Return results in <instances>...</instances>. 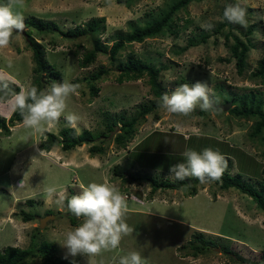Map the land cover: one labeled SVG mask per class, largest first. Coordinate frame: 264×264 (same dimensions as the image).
<instances>
[{"label": "rangeland", "instance_id": "obj_1", "mask_svg": "<svg viewBox=\"0 0 264 264\" xmlns=\"http://www.w3.org/2000/svg\"><path fill=\"white\" fill-rule=\"evenodd\" d=\"M172 1L132 0L120 4L116 0H25L24 6L14 11L25 19L33 16L53 20L63 30L77 24L82 26L92 16L104 17L105 29L99 30L95 37L110 47L117 33L130 31L131 24L143 25L160 16ZM236 2L192 1L174 15L177 34L165 30L141 42L126 43L113 61L109 53L98 52L95 60L83 68L80 60L92 49L93 35L68 39L57 32L42 33L25 27L19 40L0 48V80L30 89L35 75L32 51L26 42L25 33H28L43 44L46 58L61 72L60 78L51 77L49 81H45L43 73V90L65 79L80 84L79 94L68 101L67 109L80 117L78 133L83 129L94 134L102 131L104 113L112 117L124 113L130 117L142 104L158 99L146 74L136 80L118 82L119 65L130 53L162 68L158 81L168 95L183 83L191 85L200 81L209 84L220 104H224L225 98L250 93L263 100L264 82L252 73L264 57V0H238L247 10L246 28L227 22L218 33L214 31L224 20V6ZM208 25L212 27L209 29ZM251 25L255 27L246 35ZM227 33L243 40L248 38L252 44L242 74L236 72L230 52L234 40L230 35L226 37ZM202 34L208 35L205 42L183 48L190 38L200 39ZM100 68L108 72L93 82L98 92L97 96H91L88 78ZM230 108L190 117L155 109L137 127L125 148L116 145L111 133L107 138L71 150L64 151L59 146L49 152L40 150L45 131L58 133L68 127L63 117L50 127L46 125L42 132L27 128L22 122L10 127L9 132L0 129V251L6 246L27 247L36 233L40 239L56 245L58 256L77 259L83 264H119L120 257L132 251L139 252L146 264H243L235 256L222 252V247L236 251L243 258L258 260L264 252V211L237 188L221 189L219 183L211 182L199 183L195 195L173 189L158 190L151 195L149 183H126L112 172L113 166L120 164L131 166L134 171L170 178V167L183 162L186 150L200 152L211 148L225 157L230 174H241L244 181L256 186L264 184V140L260 136L252 137L255 119L236 117L229 112ZM11 112L7 103H0L1 118L8 119ZM93 144L103 146L104 151L91 155L89 147ZM92 182L108 183L120 189L129 209L126 222L134 231L115 250L91 257L71 256L60 243L81 220L71 225L66 207L61 209L55 198L47 199L45 189L49 186L67 189L71 196L79 194V185ZM29 199L33 200L32 205L27 203ZM21 211L39 217L22 222ZM47 211L54 218L39 228ZM196 232L215 240L216 246L193 255L191 244ZM194 243L198 244L195 240Z\"/></svg>", "mask_w": 264, "mask_h": 264}, {"label": "trees", "instance_id": "obj_2", "mask_svg": "<svg viewBox=\"0 0 264 264\" xmlns=\"http://www.w3.org/2000/svg\"><path fill=\"white\" fill-rule=\"evenodd\" d=\"M132 0H116L120 4H128ZM192 1L195 0H173L168 9L160 16L152 18L146 21L143 25L131 24L130 31L117 33L114 41L110 47L102 44L98 37H95L99 30H104V17L95 18L92 16L82 26L77 24L74 28H67L63 30L61 26L53 20H44L43 18L29 17L24 18V22L27 27L33 28L42 33H54L62 35L64 38L73 39L86 34L93 35L94 43L91 50H87L84 53L83 58L80 60V67H87L88 64L95 60L98 52L109 53V58L113 61L119 50H121L126 43L141 42L145 38L154 37L162 34L165 30H170L172 34H177V27H175L174 15L183 8H186ZM7 0H0V3H6ZM227 5L224 6V9ZM82 13V12H81ZM224 18V17H223ZM227 21L224 19L214 31L218 33L222 26ZM254 25L249 26L246 35L251 33L254 29ZM26 34V42L28 47L32 51V60L34 66L32 72L35 75L31 87L42 89L41 77L43 73L46 75V80L49 81L51 77L60 78L61 72L59 68L48 61L46 58V52L43 44L37 42L34 38ZM231 36L234 40L230 45L231 56L235 59L236 72L242 74L245 64L247 53L252 44L247 38L245 40L240 39L238 36L227 33L226 37ZM208 39L207 34H202L200 39L190 38L188 43L183 48L188 46H195L199 43H203ZM164 68V67H163ZM162 68L153 64L147 63L141 58L135 56L133 53L128 54L125 62L119 65V75L117 77L118 82L123 80H136L141 78L144 74L148 75V83L152 88L154 96L158 97L157 100H152L149 104H142L141 108L135 115L127 117L124 113L115 114V116H109L108 113H104V129L99 133L94 134L88 129H83L81 132H77L76 129L70 126L64 127L59 130L58 133L45 131V137L39 143V149L49 152L53 147L59 146L62 150H71L77 146H81L84 143H93L100 138H107L111 133H114L113 138L118 147L125 148L128 142H130L137 130V127L145 121L146 116L153 110L159 109V105L163 94H167L163 85L158 81L159 73ZM108 69L100 68L97 72L89 76L90 95L97 96L98 88L94 86L93 82L99 80L101 75L107 74ZM252 76L261 78L264 82V57L260 60L258 68L252 73ZM0 82H4L1 81ZM10 87L14 91L19 92L20 86L9 82ZM30 87V88H31ZM230 101L231 105L229 112L233 113L236 117L253 118L255 119L253 130L251 132L252 137H258L264 140V99L259 100L254 93L250 95H240L238 98L231 97L225 98L224 103ZM204 112H201L197 108L194 115L202 116ZM157 119V117L155 116ZM154 119V120H156ZM22 122V117L18 112H11L8 119L0 117V129L5 132H9L10 127L16 123ZM116 127L118 130L116 131ZM200 136V135H199ZM202 137V136H201ZM205 146V145H204ZM104 151L101 145H91L89 147V153L94 155L95 153ZM129 151V150H128ZM130 152V151H129ZM112 172L115 178H119L126 183H142L147 182L151 187V195L155 194L158 190H185L187 195H195L197 193V185L200 183L197 179L192 178L184 181H178L168 177L159 176L160 174L153 175L152 173H144L140 171L132 170L131 166H123L116 164L113 166ZM264 173V170L262 171ZM215 183L220 184L221 189H227L235 187L240 192L250 196L256 205L264 211V184L260 183L258 186L250 181H244L241 174L232 175L229 171L225 170L220 181ZM29 205L33 204V200H27ZM22 222L34 221L39 216L31 212L21 211ZM52 213L47 211L46 214ZM69 222L71 225H77V218L68 213ZM39 227V226H38ZM37 227V229H38ZM40 228V227H39ZM194 240L198 244L194 243ZM193 249V255L198 253H204L216 246V242L213 239L205 238L202 232H196L193 236V242L191 244ZM221 251L226 254H231L240 260L243 264H264V252L260 255L259 259L254 261L252 259L243 258L236 251L229 249L228 247H222ZM39 259L40 261H36ZM0 264H83L77 259L67 258L57 255L56 245L51 241L40 239L38 234L34 233L31 236V241L27 247L21 248L19 246H6L0 251Z\"/></svg>", "mask_w": 264, "mask_h": 264}, {"label": "clouds", "instance_id": "obj_3", "mask_svg": "<svg viewBox=\"0 0 264 264\" xmlns=\"http://www.w3.org/2000/svg\"><path fill=\"white\" fill-rule=\"evenodd\" d=\"M24 3L25 0L0 3V48H6L21 38L26 25L24 17L14 10L22 8ZM223 17L229 23L245 28L248 26L247 10L238 0L225 7ZM208 27L210 29L212 25ZM68 71L70 73L72 69ZM80 87V84L65 79L52 83L45 90L33 86L16 92L9 82L4 81L0 82V103H7L13 112H18L22 117L23 125L36 132H42L46 125L52 126L61 117L68 126L78 131L80 117L67 109L68 101L79 94ZM219 104L220 100L209 84L197 81L191 85H179L171 95L163 94L159 107L178 117H190L197 108L201 112L214 114L220 110ZM183 157V162L170 167V178L178 181L195 178L201 184L211 183L220 181L228 167L225 157L211 148L200 152L188 149ZM79 189V194L71 196L67 189L58 190L55 186L45 189L47 199L55 198L61 209L66 207L68 213L81 220L79 226L66 233L60 244L71 256L84 254L91 257L119 248L121 240L134 231L126 222L129 209L120 189L115 185L96 182L81 184ZM119 264H146V261L139 252L132 251L121 256Z\"/></svg>", "mask_w": 264, "mask_h": 264}, {"label": "water", "instance_id": "obj_4", "mask_svg": "<svg viewBox=\"0 0 264 264\" xmlns=\"http://www.w3.org/2000/svg\"><path fill=\"white\" fill-rule=\"evenodd\" d=\"M231 106V102L228 101L224 104H219V108L222 109V110H227L228 108H230ZM54 218V215L53 214H47L44 218H42L40 220V225L39 227H43L45 224H46V221L49 219V220H52Z\"/></svg>", "mask_w": 264, "mask_h": 264}, {"label": "crops", "instance_id": "obj_5", "mask_svg": "<svg viewBox=\"0 0 264 264\" xmlns=\"http://www.w3.org/2000/svg\"><path fill=\"white\" fill-rule=\"evenodd\" d=\"M128 153V152H127Z\"/></svg>", "mask_w": 264, "mask_h": 264}]
</instances>
